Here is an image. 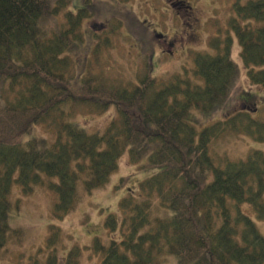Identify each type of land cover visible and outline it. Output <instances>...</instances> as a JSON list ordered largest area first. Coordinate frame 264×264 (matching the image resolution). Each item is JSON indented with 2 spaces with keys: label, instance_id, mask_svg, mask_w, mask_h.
<instances>
[{
  "label": "trees",
  "instance_id": "1",
  "mask_svg": "<svg viewBox=\"0 0 264 264\" xmlns=\"http://www.w3.org/2000/svg\"><path fill=\"white\" fill-rule=\"evenodd\" d=\"M70 1L0 0V257L17 235L10 223L15 186L26 195L37 187L55 193L52 217L63 220L82 194L109 182L127 153L155 173L122 200V218L107 217L120 238H96L86 248L99 264H164L167 257L177 264H264V231L242 207L252 205L264 223V153L222 163L210 145L225 122L203 127L201 119L215 114L242 76L232 58L235 39L248 79L264 88V0H236L234 17L213 38L216 53L191 51L194 66L183 74L155 77L149 61L138 83L103 82L100 75L104 88L86 75L99 66L102 46L94 60L70 55L89 8L67 11L66 27L56 32L43 27ZM102 39L109 48L111 37ZM77 106L103 113L115 107L116 114L104 132L91 133L73 120ZM249 115L240 111L229 123L264 141V122ZM40 125L53 139L34 134ZM49 228L46 247L24 264H81L85 249L75 245L62 258V228Z\"/></svg>",
  "mask_w": 264,
  "mask_h": 264
},
{
  "label": "rangeland",
  "instance_id": "2",
  "mask_svg": "<svg viewBox=\"0 0 264 264\" xmlns=\"http://www.w3.org/2000/svg\"><path fill=\"white\" fill-rule=\"evenodd\" d=\"M54 2L57 4L58 0ZM86 2L71 0L58 16L48 20L43 27L50 33L63 29L68 21L67 11L77 12L87 6L90 13L79 31L82 41L77 40L78 46L70 55L73 60H94L93 51L95 53L98 46H102L98 54L99 66L95 65L94 71L88 69L86 75L97 80L104 88L100 78L102 74L103 82L138 83L149 67L147 62L152 61L154 76L171 80L183 74L185 67L194 66L191 51L215 54L216 49L211 47L219 40L213 41V38L218 36V27L224 30L234 17L236 0H90L89 5ZM106 37L112 40L109 48L102 44V38ZM232 51V58L238 63L242 76L214 115L201 116L203 127L218 121L225 122L220 135L214 136L210 145L211 154L224 164L246 160L252 149L264 153V141L256 140L251 136L253 134L241 136L242 133H236L239 122L229 123L240 111L249 113L251 119L264 122V88L252 85L248 79L240 57L239 42L234 43ZM71 67L73 75L78 68L74 65ZM115 114V107L103 113L77 106L72 117L89 132L95 133L104 132ZM34 134L49 139L54 137V131L46 125L37 126ZM154 173L152 169H141L126 153L109 182L91 194H82L76 210L63 220L52 217L55 193L37 187L33 194L26 195L19 186H15L11 194L14 205L10 223L17 235L14 233L8 249L0 257V264H24L40 248H45L50 223L62 228L65 243L59 252L62 258L76 245L85 249L81 264H99L100 258L86 248H91L96 238L105 244L112 238H120V234H112L106 227L107 217L117 213L122 218V200L132 191L137 193L140 182ZM242 207L245 214L257 221L264 231V223L259 222L255 208L252 205ZM161 210L157 208L156 213L159 214ZM164 264H177V261L174 257H167Z\"/></svg>",
  "mask_w": 264,
  "mask_h": 264
}]
</instances>
